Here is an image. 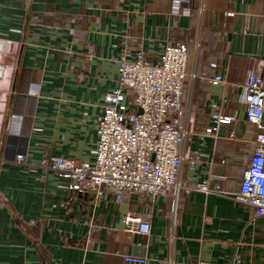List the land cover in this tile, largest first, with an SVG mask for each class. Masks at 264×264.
I'll return each instance as SVG.
<instances>
[{
    "label": "crops",
    "instance_id": "1",
    "mask_svg": "<svg viewBox=\"0 0 264 264\" xmlns=\"http://www.w3.org/2000/svg\"><path fill=\"white\" fill-rule=\"evenodd\" d=\"M186 5L191 16L176 13L177 0H0V264H122L124 254L151 264H264V216L253 220V208L232 197L194 189L177 198L125 192L117 201L108 190L96 198L66 176L16 161L22 153L37 164L50 153L94 164L118 59L200 37L189 64L197 76L185 92L188 148L208 161L195 171L185 164L182 182L217 173L238 193L261 132L240 93L252 71L264 84V0ZM218 73L225 81L215 85ZM216 116L236 120L218 124ZM128 211L149 219L150 233L127 230Z\"/></svg>",
    "mask_w": 264,
    "mask_h": 264
},
{
    "label": "built area",
    "instance_id": "2",
    "mask_svg": "<svg viewBox=\"0 0 264 264\" xmlns=\"http://www.w3.org/2000/svg\"><path fill=\"white\" fill-rule=\"evenodd\" d=\"M188 1L177 0V14L182 10L181 14L191 16L189 9L185 10ZM199 48L200 37L192 44L167 46L161 55L141 51L133 59L126 55L118 59V85L107 93L102 106L104 111L98 119L99 138L94 150V164L81 165L71 157L50 153L37 164L20 153L17 163L30 169L39 165L66 176L71 188L89 189L96 198L108 190L115 194L117 201L125 192L155 200L169 192L177 198L180 191L195 189L232 197L253 208V220L263 217L264 84L256 71H252L247 83L241 86L240 101L245 105L247 121L256 124L261 132L248 158L246 173L240 179V191L234 194L226 191L222 185L227 176L217 173H209L195 186H185L182 182L185 164L195 171L208 161L203 149L188 148L190 105L185 92L188 81L194 82L197 76L195 71L190 72L189 64L190 55ZM149 57L155 61L147 62ZM211 80L218 85L225 81V76L218 73ZM216 118L218 124L236 120L235 117ZM230 136L236 138L235 132L232 131ZM123 221L127 230L144 234L151 231L150 220L133 211H128ZM241 262L237 259L231 264ZM122 264H151V259L146 255L124 254Z\"/></svg>",
    "mask_w": 264,
    "mask_h": 264
},
{
    "label": "rangeland",
    "instance_id": "3",
    "mask_svg": "<svg viewBox=\"0 0 264 264\" xmlns=\"http://www.w3.org/2000/svg\"><path fill=\"white\" fill-rule=\"evenodd\" d=\"M200 43H201V42H200ZM193 51H194V45H193ZM189 78H190V76H189ZM187 86H188V84H187ZM187 89H188V88H187ZM187 89H186V90H187Z\"/></svg>",
    "mask_w": 264,
    "mask_h": 264
},
{
    "label": "trees",
    "instance_id": "4",
    "mask_svg": "<svg viewBox=\"0 0 264 264\" xmlns=\"http://www.w3.org/2000/svg\"><path fill=\"white\" fill-rule=\"evenodd\" d=\"M179 44H185V43H179ZM200 49V48H199ZM215 75V74H214ZM213 78V76L211 77V79Z\"/></svg>",
    "mask_w": 264,
    "mask_h": 264
}]
</instances>
